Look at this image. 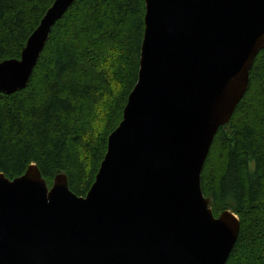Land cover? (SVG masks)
Returning a JSON list of instances; mask_svg holds the SVG:
<instances>
[{
  "label": "water",
  "instance_id": "obj_1",
  "mask_svg": "<svg viewBox=\"0 0 264 264\" xmlns=\"http://www.w3.org/2000/svg\"><path fill=\"white\" fill-rule=\"evenodd\" d=\"M55 0L20 58L0 62V91L27 87ZM138 80L86 196L38 165L0 172V264H226L241 223L216 216L202 172L264 49V0H145Z\"/></svg>",
  "mask_w": 264,
  "mask_h": 264
},
{
  "label": "trees",
  "instance_id": "obj_2",
  "mask_svg": "<svg viewBox=\"0 0 264 264\" xmlns=\"http://www.w3.org/2000/svg\"><path fill=\"white\" fill-rule=\"evenodd\" d=\"M55 0H0V62L20 58ZM145 0H76L56 22L27 87L0 91V172L38 165L86 196L119 126L140 68ZM216 216L241 223L226 264H264V49L231 121L219 128L202 172Z\"/></svg>",
  "mask_w": 264,
  "mask_h": 264
}]
</instances>
